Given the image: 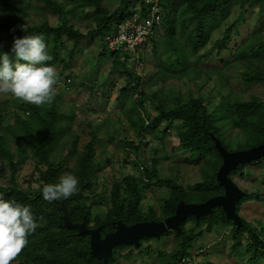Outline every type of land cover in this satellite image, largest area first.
I'll return each instance as SVG.
<instances>
[{"label": "trees", "instance_id": "trees-1", "mask_svg": "<svg viewBox=\"0 0 264 264\" xmlns=\"http://www.w3.org/2000/svg\"><path fill=\"white\" fill-rule=\"evenodd\" d=\"M112 1L79 0L76 4L75 0H0V35L4 37L0 51H10L15 37L43 35L52 56L45 63H61L57 80L63 82L62 89H68L77 75H73L71 68L83 53L84 41L105 40L117 23L146 5L145 0ZM109 3L117 5L113 8ZM158 5L160 24L154 26L148 39L151 53L157 59L155 72L149 78L150 86L173 78L194 79L196 84L204 74L214 77L220 85L213 83L205 96L200 90L187 95L180 90H169L164 97L154 91L146 93L143 77L134 62L129 56L122 58L123 52L111 50L105 42L98 57L110 51L111 67L118 68L127 80L116 96L121 107L113 113L118 125L108 132L107 140L112 141L121 133V114L130 112L128 122L136 136L144 138L146 131H150L162 144L163 136L172 134L179 151L188 153L186 160L198 165L200 179L185 187L173 177L163 175L158 167L157 149L153 148L148 160L142 152L148 140L139 138L136 142L124 134L120 141L125 156L132 149L136 151L132 163L135 174L123 173L109 186H99V172L105 164H111V158L103 161L95 158L97 128H94L97 124L109 126L108 118L97 115L99 122L87 121L89 138L79 146L80 135L71 126L77 116L73 109L77 104L75 98L65 101L56 93L51 105L36 106L10 95L11 98L0 101V193L6 199L29 206L38 223L11 264H102L91 253L89 235L65 225L64 207L69 210L71 222H84L88 228L99 227L101 236L113 231L112 222L117 220L126 225L161 220L174 213L180 200L202 202L223 193L216 179L222 158L214 137L228 150L249 148L264 141V0H158ZM76 8L81 14L77 21H71L70 15ZM48 13L58 14V22H50ZM37 15L42 18L35 19ZM23 24L29 26L26 33L21 28ZM242 28L246 29V35L239 39ZM146 44L140 60L145 55ZM211 58L219 59V63L206 65ZM10 59H15L11 53ZM234 78L260 86L262 94L241 97L232 86ZM84 86L93 89L86 83ZM133 93L137 94L135 98H131ZM89 111L96 113L97 108ZM222 130L232 135L234 139L228 142L234 148L225 143ZM162 155H166L164 151ZM27 161L32 168L21 176L20 170ZM254 163L264 164V157L238 164L229 176L233 179L237 173L243 175V169ZM67 173L78 177L79 190L66 199H43L42 185L56 182ZM261 178L262 182H256L254 189H244L246 194L236 205L238 214L246 200L259 201L264 206L260 191L264 171ZM163 184L172 193L162 196L156 206L148 201L147 194L154 185ZM239 216L242 225L237 227L220 206H214L199 218L189 214L179 230H169L160 238L142 236L138 246L117 245L108 264H119L120 257L129 259L135 254L143 263L152 260L154 264H191L192 261L220 264L209 257L199 261L193 257L203 255L199 251L205 244L203 236L219 227L229 229L233 250L245 251L241 264H264V222L255 225ZM242 232L246 234L244 241L239 237ZM166 235H172L174 241L169 250L164 246ZM226 236L228 233L221 239L222 245ZM150 239L155 245L148 244ZM124 247L129 250L122 255L120 249Z\"/></svg>", "mask_w": 264, "mask_h": 264}, {"label": "rangeland", "instance_id": "rangeland-1", "mask_svg": "<svg viewBox=\"0 0 264 264\" xmlns=\"http://www.w3.org/2000/svg\"><path fill=\"white\" fill-rule=\"evenodd\" d=\"M115 1V0H113ZM112 1V2H113ZM104 2V1H103ZM76 4H79V0H75ZM105 4V3H104ZM117 3H109L110 7H115ZM80 9V7H78ZM76 8L75 13L70 15L71 21H77L78 15H80V10ZM58 14L48 13L47 18L50 22H58L57 18ZM42 18L40 15L35 16L36 19ZM30 23V22H29ZM246 35V29L242 28V33L239 39H242ZM158 38V37H157ZM156 38V39H157ZM238 39V40H239ZM4 41V37L0 35V46ZM83 53L79 55L73 64L71 70H73V75H75V80L73 84L68 89H62L63 82L57 80L54 84V89L57 94H61L65 101L76 99L77 104L74 106V113L77 116L74 117L72 122V128L75 131H78L80 135V143L81 146L88 138H89V124L87 121H95L96 123L99 120L96 118L97 115L108 118L110 124L109 126H99L98 124L94 129L97 136V144H96V156L97 160H105L106 157L111 158V164H105L102 170L99 172V186H109L113 179L119 178L123 173L135 174V167L132 166V163L135 157L136 151L132 149L129 152L128 156H125L126 153L122 149V142L120 139L125 134L128 136V140H133L138 142L141 139H145L148 141L146 145H143L142 152L148 160L151 159L153 148H156V157L158 156V167L161 170L163 175L173 177L178 183H181L185 187L189 184H193L197 180L200 179V172L197 164L190 163L186 160L185 157L188 156V153H182L179 151L176 146V142L174 141L172 134H165L163 136V143L160 144L157 139H154L151 136L150 131H146L145 137L136 136V133L128 122L130 117L129 113H122V122L121 124V133L118 134L116 138L112 141H108V132L110 130H114L118 125V121L114 116V110H119L121 108L118 103V99L116 96L119 93V88L126 83L125 76L119 73L118 68L114 66L111 67V58L110 51H106L101 57H98L97 53L100 52V47L105 45L104 39H95V40H87L83 43ZM145 55L143 59H136L132 61L136 65V68L140 72V75L143 77L144 82V91L146 93L155 92L157 96L164 97L169 90L174 91H182L185 95L188 92H193L197 94L198 90L203 93L205 96L208 93V89L212 87L213 83H216L217 86L220 85L219 82L216 81L214 77L211 75L204 74L197 83L195 84V80H187V79H168L165 82L157 83V85L150 86L149 78L155 72L157 67V59L151 53V43L148 41L146 44ZM143 51V49H142ZM142 51L140 52L139 57L142 56ZM219 63V59L211 58L206 65ZM56 70L61 68V63L54 64ZM69 73V71H66ZM240 79V78H239ZM238 78L232 79L233 88L240 93V96L243 98H249L250 93H256L261 95L262 89L258 85L249 84L247 85L241 79ZM104 83V88L100 89V83ZM88 84V86H93V89H89L84 84ZM99 84V85H98ZM11 94H0V101L11 98ZM137 96L136 93L131 95V98H135ZM146 107L148 109L151 106L146 102ZM82 107L87 108V110H83ZM67 108V107H66ZM97 108L96 113H91L89 109ZM154 112V111H152ZM110 113V114H108ZM147 119V118H146ZM80 125V126H79ZM82 130V131H81ZM156 133L157 130H156ZM222 135L225 143L233 140L232 135H227L226 131L222 130ZM229 147H233V144H229ZM128 147L126 146V149ZM66 150V148H65ZM163 151L165 152V156L162 155ZM126 158L125 162L124 159ZM32 168L31 162H25L20 170L21 176L26 175ZM125 171V172H124ZM264 171L263 163H254L243 169V175L235 174L233 175V179L236 181L240 188L244 189H254V184L256 182H262L261 173ZM22 178V177H21ZM20 178V179H21ZM255 180V182H253ZM25 184V183H24ZM260 191L264 195V185L261 184ZM172 193L171 189L163 185H154L152 187V191L147 194V199L149 202H153L154 205H158L161 202L162 196H170ZM239 214L246 220L252 224L259 225L260 221L264 222V206L261 202L255 200H246L242 202L240 205ZM225 233H228V236L225 237L224 245L221 244V239L224 237ZM240 240L244 241L246 234L245 232L240 233ZM163 239L165 250H169L171 245H173L172 235H166ZM205 241L204 246L200 247L201 253L203 255H194V259L197 261L204 259L205 257H209L210 260L218 262L220 264H241V256H244V250L242 248H237L235 250L232 249L231 245L233 243V238L231 234L229 235V229H223V227H219L217 231H212L203 236ZM162 242V240H161ZM148 244L155 245V241L150 239ZM128 247H124L120 249V253L122 255L128 252ZM135 253V252H134ZM239 260V262H237ZM195 261H192L191 264H194ZM119 264H154L152 260L145 261L144 263L135 256L131 258L120 257Z\"/></svg>", "mask_w": 264, "mask_h": 264}, {"label": "clouds", "instance_id": "clouds-1", "mask_svg": "<svg viewBox=\"0 0 264 264\" xmlns=\"http://www.w3.org/2000/svg\"><path fill=\"white\" fill-rule=\"evenodd\" d=\"M28 27L27 24L21 25L25 33ZM10 53L15 59H10ZM123 54L131 60L140 59L139 55L134 57L131 53ZM50 60L52 56L43 35L25 34L15 37L10 51H0V94L10 93L18 100L36 106L51 105L56 96L54 84L58 72L53 64L45 63ZM78 190V177L67 173L56 182L43 184L41 195L47 201L61 200L69 198ZM37 227V219L29 206L6 199L0 193V264H11Z\"/></svg>", "mask_w": 264, "mask_h": 264}, {"label": "water", "instance_id": "water-1", "mask_svg": "<svg viewBox=\"0 0 264 264\" xmlns=\"http://www.w3.org/2000/svg\"><path fill=\"white\" fill-rule=\"evenodd\" d=\"M214 143L222 158V162L216 172V179L222 186L223 193L211 196L202 202L180 200L176 204L174 213L161 220L139 221L130 225L117 220L112 222L114 230L105 233L103 236L100 234L99 227L88 228L84 222H71L69 220L70 213L66 207H64L65 225L76 228L78 233L89 235L91 253L102 264L109 263L113 249L117 245L134 244L138 246L142 236L160 238L162 234L169 230H179L180 223L189 214L199 218L203 214L209 213L214 206H220L225 216L233 220L237 227H240L242 222L236 211V205L245 196L246 192L229 176V173L236 169L238 164L264 157V141L255 146L237 150L226 149L216 137H214Z\"/></svg>", "mask_w": 264, "mask_h": 264}, {"label": "built area", "instance_id": "built-area-1", "mask_svg": "<svg viewBox=\"0 0 264 264\" xmlns=\"http://www.w3.org/2000/svg\"><path fill=\"white\" fill-rule=\"evenodd\" d=\"M145 3L143 10L120 21L113 31L107 33L106 44L111 50L138 57L142 45L153 33L154 26L160 24L161 18L158 0H145ZM123 53L122 58H125Z\"/></svg>", "mask_w": 264, "mask_h": 264}]
</instances>
